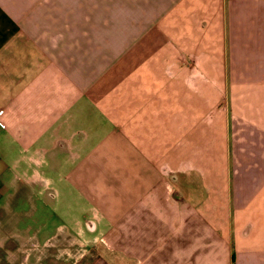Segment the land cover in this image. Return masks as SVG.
<instances>
[{"label":"crops","instance_id":"crops-1","mask_svg":"<svg viewBox=\"0 0 264 264\" xmlns=\"http://www.w3.org/2000/svg\"><path fill=\"white\" fill-rule=\"evenodd\" d=\"M0 110L4 264H264V0H0Z\"/></svg>","mask_w":264,"mask_h":264},{"label":"rangeland","instance_id":"rangeland-1","mask_svg":"<svg viewBox=\"0 0 264 264\" xmlns=\"http://www.w3.org/2000/svg\"><path fill=\"white\" fill-rule=\"evenodd\" d=\"M166 51V55H167ZM166 63V64H165ZM151 65V63H150ZM162 66H164V70L167 69L168 63L163 62ZM22 208V207H18ZM88 225L91 222H87ZM29 225V223H28ZM104 225V224H102ZM89 230V229H88ZM93 234L97 232V234H102V237L88 236L84 238L81 236V245L78 247L79 250L84 254H77L75 256H66V261L69 264H136L135 257L121 252V244H120V234L119 231H112L107 236L103 233V231L90 230ZM102 232V233H101ZM83 234V232H82ZM92 234V235H93ZM24 241V240H23ZM47 242V240H46ZM45 241L42 242V238L38 240L33 239L32 243L29 247H32V253L29 252V248H24V243L21 244L19 240H17V264H29L28 261H25L27 255L31 254L30 264H47L42 260L43 257V248ZM49 242V241H48ZM28 257V258H29ZM8 253L7 251H0V264H4L7 262Z\"/></svg>","mask_w":264,"mask_h":264},{"label":"built area","instance_id":"built-area-1","mask_svg":"<svg viewBox=\"0 0 264 264\" xmlns=\"http://www.w3.org/2000/svg\"><path fill=\"white\" fill-rule=\"evenodd\" d=\"M2 110H0V112H1Z\"/></svg>","mask_w":264,"mask_h":264}]
</instances>
